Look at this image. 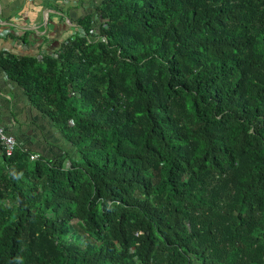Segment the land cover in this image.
Here are the masks:
<instances>
[{
    "label": "trees",
    "instance_id": "trees-1",
    "mask_svg": "<svg viewBox=\"0 0 264 264\" xmlns=\"http://www.w3.org/2000/svg\"><path fill=\"white\" fill-rule=\"evenodd\" d=\"M87 6L6 60L60 144L0 146V264H264V0Z\"/></svg>",
    "mask_w": 264,
    "mask_h": 264
},
{
    "label": "crops",
    "instance_id": "crops-1",
    "mask_svg": "<svg viewBox=\"0 0 264 264\" xmlns=\"http://www.w3.org/2000/svg\"><path fill=\"white\" fill-rule=\"evenodd\" d=\"M89 0H0V124L14 140L35 153L60 144V138L6 73V60L51 54L72 33L70 21L87 10ZM56 6L61 10L58 11ZM37 126L44 128L39 134ZM52 133V137H51ZM56 139V140H53Z\"/></svg>",
    "mask_w": 264,
    "mask_h": 264
},
{
    "label": "built area",
    "instance_id": "built-area-1",
    "mask_svg": "<svg viewBox=\"0 0 264 264\" xmlns=\"http://www.w3.org/2000/svg\"><path fill=\"white\" fill-rule=\"evenodd\" d=\"M0 146L5 158H9L16 149L15 140L9 136L5 128L0 124ZM37 159V155H30L29 160Z\"/></svg>",
    "mask_w": 264,
    "mask_h": 264
}]
</instances>
